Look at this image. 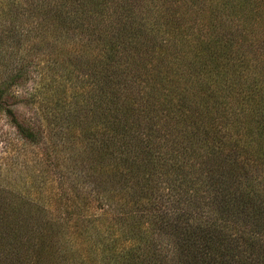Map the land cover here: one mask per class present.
Wrapping results in <instances>:
<instances>
[{
	"label": "trees",
	"instance_id": "16d2710c",
	"mask_svg": "<svg viewBox=\"0 0 264 264\" xmlns=\"http://www.w3.org/2000/svg\"><path fill=\"white\" fill-rule=\"evenodd\" d=\"M0 11L2 52L38 39L1 79L0 112L39 144L6 97L56 35L64 84L96 85L69 160L105 194L98 215L83 193L59 215L39 208L25 241L0 215L1 264H264V0H0ZM70 32L92 46L83 61L60 46ZM42 79L39 99L52 101L58 81Z\"/></svg>",
	"mask_w": 264,
	"mask_h": 264
},
{
	"label": "rangeland",
	"instance_id": "374dc122",
	"mask_svg": "<svg viewBox=\"0 0 264 264\" xmlns=\"http://www.w3.org/2000/svg\"><path fill=\"white\" fill-rule=\"evenodd\" d=\"M202 22L200 19L196 21L195 27L198 30L203 27ZM24 35L22 34L23 37L17 42L10 44L8 51L2 52L5 38L2 37L0 23V82L13 72L12 65L17 62L14 60L20 61L23 54L28 53L27 43H38V39ZM76 35L77 33L70 32L69 37L61 41L60 46L66 47L65 49L69 51L73 50L74 55H78L83 61L84 56L90 55L87 50L93 51L92 46L83 38L80 41ZM44 45L43 52H40L42 55L35 58L34 64L29 67L31 72L28 79L19 81L6 97L7 107L14 111L20 122L40 130L37 138L39 144L29 145L24 142L8 116L0 112V215L8 214L10 221L16 223L15 226L20 230L19 235L24 241L28 239L26 236L31 230L43 225L44 211L39 208L45 209L46 216L47 213L59 215L57 214L59 204L61 202L64 207L65 198L68 197L66 195L73 198L83 193L81 196L88 195L92 200L90 209L93 214L98 215L103 210L100 209V202L94 200L105 195L104 192L97 191L95 179L87 177L88 171L85 166L81 171L83 165L70 163L69 160L73 158L78 162L79 156L83 153V146L87 142L82 130L87 128L91 119L82 113L88 112L90 100L85 97L88 96V92H96V85L86 75H81L79 81L74 80L65 85L67 79L60 77L59 70L65 67L55 65V62L61 63L63 60L58 53L61 48L58 38L52 35L47 38ZM42 76H45L50 85L58 81L54 89L59 92L52 94L51 98H54L52 101L39 99L44 81ZM37 90V101H33L31 94ZM58 98L59 102L54 101ZM53 135H56L55 138ZM63 137L69 139L62 140ZM54 141L57 143L54 144ZM117 203L116 199L115 204ZM19 210L18 213L14 212ZM48 231L51 233L52 230ZM80 252L84 259H89L84 247L80 248Z\"/></svg>",
	"mask_w": 264,
	"mask_h": 264
}]
</instances>
